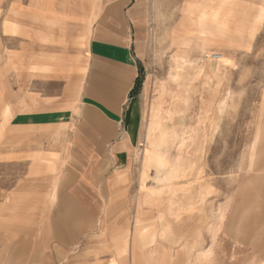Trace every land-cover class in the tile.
<instances>
[{
  "label": "rangeland",
  "instance_id": "rangeland-1",
  "mask_svg": "<svg viewBox=\"0 0 264 264\" xmlns=\"http://www.w3.org/2000/svg\"><path fill=\"white\" fill-rule=\"evenodd\" d=\"M13 1L0 0V129L13 112L4 106L7 98L21 95L23 87L33 91L37 86L24 81L25 69L11 66L15 38H32L27 27L5 19V7ZM133 1L140 3L146 22L141 27L138 72V90L144 96L134 146L125 160L130 166L129 199L126 204H108L104 195L103 216L86 220L83 248L73 247L72 264H110L113 259L130 264L132 251L139 264H264V0H130L129 4ZM11 6L12 13L20 8L17 1ZM184 38L207 41L209 50L200 63L206 62L210 75L190 110L178 111L168 123H176L183 114L186 122L200 118L204 123L197 131L193 155L170 182L175 195L162 192L144 202L149 189L160 186L154 180L156 172L174 168L156 166L157 134L152 135V151L145 137L150 104L170 76L172 40ZM203 75L197 82L206 81ZM80 93V87H69L71 101L66 107L76 103ZM207 99L211 105L206 114L201 104ZM124 181L122 177L120 182ZM163 224L170 225L166 233L161 231ZM153 249L165 255L151 256ZM207 249L210 256L199 258Z\"/></svg>",
  "mask_w": 264,
  "mask_h": 264
},
{
  "label": "crops",
  "instance_id": "crops-1",
  "mask_svg": "<svg viewBox=\"0 0 264 264\" xmlns=\"http://www.w3.org/2000/svg\"><path fill=\"white\" fill-rule=\"evenodd\" d=\"M16 1L20 8L12 13ZM129 3L15 0L5 7V19L32 36L15 38L11 66L25 69L23 80L37 86L23 87L4 105L13 112L0 129V264H72L73 247L83 248L86 220L103 216L104 195L108 204L129 199L125 160L144 96L131 91L146 22L140 3ZM56 57L64 61L56 63ZM29 63L47 69H30ZM74 86L81 93L66 107ZM155 121L149 116L146 144L155 132L161 135ZM159 177L156 172L157 183ZM157 190L149 189L144 202L158 197ZM128 256L139 264L133 251Z\"/></svg>",
  "mask_w": 264,
  "mask_h": 264
},
{
  "label": "bare ground",
  "instance_id": "bare-ground-1",
  "mask_svg": "<svg viewBox=\"0 0 264 264\" xmlns=\"http://www.w3.org/2000/svg\"><path fill=\"white\" fill-rule=\"evenodd\" d=\"M37 1H42L44 3L45 0ZM206 42V40H202V43H199L198 41L186 38L180 41L172 40V43L175 45V54L173 55V59L171 61L172 67L170 69L169 79L166 83L159 85V88L162 91L158 94L157 100L150 104V120H156V126L160 128L162 132L161 135L159 133L157 134L155 143L152 139L153 137L149 136L147 144L153 145L154 143V146L158 147V151H160L158 163L160 166L165 165L164 156L166 157L167 167L170 166V164L174 165L172 171L170 170L160 174V186L157 190L160 194L162 192H167L168 194L175 195V189L171 187L170 182L179 177L183 161L187 158L189 159L190 156L193 155V150L198 146L197 131L202 126L200 123H204L203 119L201 120L198 118L196 123L190 119L186 122L183 114L181 118L176 121V123L172 122L173 124L170 125L168 122L174 120L173 117L178 111L185 112L186 110H190L191 105L194 104V98L200 85L202 84L204 87L205 84L207 85V80L209 79L210 74L207 73L206 62L200 63L204 53H207V50H209L205 48ZM198 53L200 54V57ZM212 56L216 59L219 57V55L214 54ZM59 61L62 62L64 60L56 57L55 62L57 63ZM7 66H10V61H8ZM35 66L37 68L39 67L41 70L47 69V67H44L41 64L40 66ZM202 73L204 74L203 78L206 79V81L199 83L197 81L202 77ZM210 105L211 103L209 99L205 100V102L201 104L203 112H206L207 114L210 109ZM167 151H169V153ZM145 161L148 160L145 159ZM171 207L172 204L169 203L168 209L170 213ZM169 227V224H163V229L161 231L166 233L169 231ZM210 254L211 250L207 249V251L202 253V256L200 255L199 258L209 257ZM155 255H157L156 250H151V256ZM163 255H165V252L164 254L162 252L160 256L162 257ZM157 256L160 258L159 255ZM136 257L138 256L136 255Z\"/></svg>",
  "mask_w": 264,
  "mask_h": 264
},
{
  "label": "trees",
  "instance_id": "trees-1",
  "mask_svg": "<svg viewBox=\"0 0 264 264\" xmlns=\"http://www.w3.org/2000/svg\"><path fill=\"white\" fill-rule=\"evenodd\" d=\"M140 73H141V71H142V69L139 67V70H138ZM140 76H138L137 78H136V81H135V85H134V88L132 89V94H134V93H137V91H138V89H139V87H140V84H141V80H140Z\"/></svg>",
  "mask_w": 264,
  "mask_h": 264
}]
</instances>
